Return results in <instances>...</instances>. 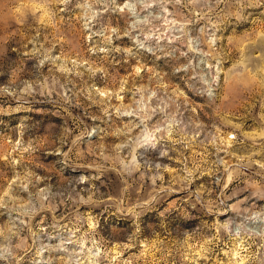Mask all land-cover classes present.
Wrapping results in <instances>:
<instances>
[{
    "label": "rangeland",
    "instance_id": "374dc122",
    "mask_svg": "<svg viewBox=\"0 0 264 264\" xmlns=\"http://www.w3.org/2000/svg\"><path fill=\"white\" fill-rule=\"evenodd\" d=\"M0 264H264V0H0Z\"/></svg>",
    "mask_w": 264,
    "mask_h": 264
}]
</instances>
